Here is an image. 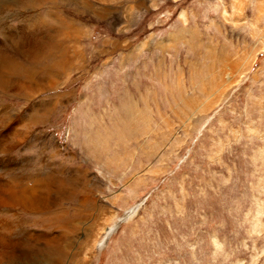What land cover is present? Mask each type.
I'll list each match as a JSON object with an SVG mask.
<instances>
[{
    "label": "rangeland",
    "instance_id": "374dc122",
    "mask_svg": "<svg viewBox=\"0 0 264 264\" xmlns=\"http://www.w3.org/2000/svg\"><path fill=\"white\" fill-rule=\"evenodd\" d=\"M45 39L67 67L29 98L8 77L0 138L70 178L67 264H264V0H0L4 52Z\"/></svg>",
    "mask_w": 264,
    "mask_h": 264
},
{
    "label": "bare ground",
    "instance_id": "6f19581e",
    "mask_svg": "<svg viewBox=\"0 0 264 264\" xmlns=\"http://www.w3.org/2000/svg\"><path fill=\"white\" fill-rule=\"evenodd\" d=\"M49 40L35 41L29 47H24L25 43L23 41L16 40L14 41L17 44L14 54H10L8 51L4 52L3 48L0 47V90L2 92L5 93L7 89L5 86L8 83V77L14 78L12 86L14 94H22L27 98L45 87H50L48 83L39 84V81L36 80V76L39 74L48 77L52 72L51 67L45 68V73L41 72L36 66L39 59L49 58L51 64L54 67L57 66V68L59 66L66 68L68 59L65 44L59 45L57 42H49ZM50 51L51 54H49ZM54 52H59L60 57H55ZM23 80H25L24 83H22ZM30 93L32 94L30 95ZM34 106L37 107V115L30 114V120L37 123L41 116L44 119L50 107L38 108L37 104H34ZM11 119H13V116L6 114L1 116L0 129L5 128ZM29 132L21 134L13 131L12 133L9 132V139H5L3 136L0 138V146H3L4 150V156L1 158L2 171L0 170V173L6 175V179L0 187V264H67L68 250L65 237L51 234L54 227H64L62 229L67 230V209L60 207L62 201L67 200V195H70L72 191L73 187H69L70 183H68L70 178L67 175L63 176L62 170L60 171L49 165V163L42 162L44 161L42 158H39L38 162L43 167L37 166L36 172L34 174L31 172L33 175H27L25 172L18 175L16 169L8 167L11 162L7 161L6 154L23 143L22 138L28 137ZM41 168L44 170L41 171ZM55 173L62 174L63 177H57L58 174L55 176ZM20 213L33 217L39 215V218L32 219L33 223L30 225L42 226L50 230L48 234L50 237L45 236L46 234L42 236L40 233H30V231L29 233H22V228L25 225L21 226V223L17 222ZM46 231L44 233H47ZM65 231L63 232L65 233Z\"/></svg>",
    "mask_w": 264,
    "mask_h": 264
}]
</instances>
